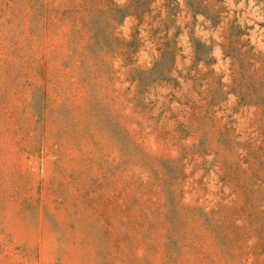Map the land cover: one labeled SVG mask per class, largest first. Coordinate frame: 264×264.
I'll return each mask as SVG.
<instances>
[{
	"label": "rangeland",
	"instance_id": "rangeland-1",
	"mask_svg": "<svg viewBox=\"0 0 264 264\" xmlns=\"http://www.w3.org/2000/svg\"><path fill=\"white\" fill-rule=\"evenodd\" d=\"M0 264H264V0H0Z\"/></svg>",
	"mask_w": 264,
	"mask_h": 264
}]
</instances>
